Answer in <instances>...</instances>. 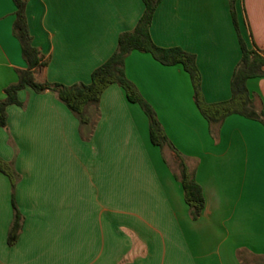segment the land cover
<instances>
[{
    "label": "crops",
    "instance_id": "crops-1",
    "mask_svg": "<svg viewBox=\"0 0 264 264\" xmlns=\"http://www.w3.org/2000/svg\"><path fill=\"white\" fill-rule=\"evenodd\" d=\"M232 8L246 47L263 56L264 0H161L149 26L156 46L195 56L206 104L231 97L242 55ZM14 11L0 0V99L26 68ZM143 11L142 0H27L45 62L35 79L90 82ZM124 70L193 171L199 217L190 216L172 152L151 143L146 115L120 86L108 85L90 108L89 134L53 92L26 87L0 127V159L15 174L0 172V264H264V122L233 113L209 124L179 64L132 51ZM246 87L264 111V75ZM12 199L22 217L9 245Z\"/></svg>",
    "mask_w": 264,
    "mask_h": 264
},
{
    "label": "trees",
    "instance_id": "trees-1",
    "mask_svg": "<svg viewBox=\"0 0 264 264\" xmlns=\"http://www.w3.org/2000/svg\"><path fill=\"white\" fill-rule=\"evenodd\" d=\"M15 6L12 33L18 40L22 57L26 63L25 69L17 70V80L3 89V97L0 99V127L6 125V109L9 105H22L18 100V91L29 87L36 93L49 90L56 98L66 105L78 118L80 125L85 126L87 134L91 133L93 122L90 108H97L101 92L110 84L120 86L128 101L140 106L148 119L149 137L152 144L160 148L167 146L172 152L173 161L177 167L175 174L182 185L184 199L189 207L192 219H197L204 206V198L200 185L194 178L182 155L173 147L157 119L152 106L141 96L137 87L126 77L124 61L132 51L149 53L155 60L163 65L182 66L190 77L193 87V99L209 124L220 126L224 118L229 114H240L244 117L264 122V111L257 110L246 87V81L252 77L264 75V51L263 56L246 47L238 33L237 22L233 8L231 11L232 21L238 34L241 48V59L234 69L231 78V97L224 102L206 104L200 94V75L195 64V56L180 47L162 48L156 46L149 34V26L155 7L161 0H142L144 11L131 31L122 32L118 36L117 45L113 53L90 75V82L63 85L60 83L38 82L34 72L38 67L44 66L39 50L32 44L27 20V0H12ZM233 2V0H230ZM0 172L14 178V171L8 162L0 159ZM13 222L10 227L7 243L13 244L21 227V215L12 199Z\"/></svg>",
    "mask_w": 264,
    "mask_h": 264
}]
</instances>
